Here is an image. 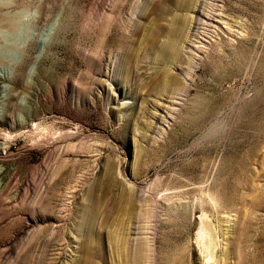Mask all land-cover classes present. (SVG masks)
Returning <instances> with one entry per match:
<instances>
[{
    "label": "rangeland",
    "instance_id": "1",
    "mask_svg": "<svg viewBox=\"0 0 264 264\" xmlns=\"http://www.w3.org/2000/svg\"><path fill=\"white\" fill-rule=\"evenodd\" d=\"M0 264H264V0H0Z\"/></svg>",
    "mask_w": 264,
    "mask_h": 264
}]
</instances>
